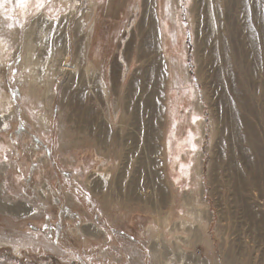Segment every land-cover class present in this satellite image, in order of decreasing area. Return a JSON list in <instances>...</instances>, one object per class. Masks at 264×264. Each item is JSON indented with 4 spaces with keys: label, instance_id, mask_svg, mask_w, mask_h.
<instances>
[{
    "label": "rangeland",
    "instance_id": "obj_1",
    "mask_svg": "<svg viewBox=\"0 0 264 264\" xmlns=\"http://www.w3.org/2000/svg\"><path fill=\"white\" fill-rule=\"evenodd\" d=\"M40 2L0 0V88L7 84L14 108L0 129V200L34 210L0 212V264H178L180 251L187 263L198 255L199 264H227L232 254L237 264H264V0L220 2V49L195 0H155L150 9L144 0ZM40 17L47 22L29 32ZM26 31L31 42L38 34L35 100L18 83L14 45ZM210 55L224 69L218 84L208 76ZM92 146L109 155L111 179L125 160L122 194L134 185L142 201H124L115 180L104 197L88 190L98 181ZM66 155L84 159V173ZM43 169L52 201L35 190ZM89 226L94 239L84 234Z\"/></svg>",
    "mask_w": 264,
    "mask_h": 264
},
{
    "label": "bare ground",
    "instance_id": "obj_2",
    "mask_svg": "<svg viewBox=\"0 0 264 264\" xmlns=\"http://www.w3.org/2000/svg\"><path fill=\"white\" fill-rule=\"evenodd\" d=\"M91 1L96 2V0H91ZM144 1H145L144 7L148 8V9L154 7L155 0H144ZM195 1H196V6L194 9V14L197 15L198 20L201 19V16H202L201 14H203V17L205 16L204 20H205L206 27L209 31V34L211 33V35L213 37L212 39L214 40L215 44L219 48V46H221V38H220V34H221L220 32L221 31L218 33L217 30H218V26L221 25V22H220L221 6L220 5L222 3H220V2H222V0H195ZM78 2L79 1H76V3H78ZM178 2H179V0H174V4H172L173 7L175 6V3L178 4ZM137 9H138V11L140 10L138 7H137ZM257 14L259 16V12ZM260 18H262V17H260ZM36 21L37 20L34 21L33 26L30 28V30L28 28L29 32L31 30L35 31L38 28H40V26L43 25L41 22H43V23L47 22L44 17H40L38 19V22H36ZM200 24H201V22H200ZM133 25H134V23L132 22L130 24L129 29H128L127 36L122 40L123 46L125 45L126 41L128 40L129 35L132 32ZM27 31L24 34L25 37L23 38V44L19 45L18 42H21V41H17V39L15 41V45H14L15 52H16L15 58H16V60L20 59V62H22L20 64V73H19L20 77L18 79V83H20V86L24 90V92H25L24 94L26 95V97L28 96L30 100H35V99H38V97L36 95V91L33 88V84L35 83V80L38 76V65L39 66L41 65V60H39L37 58L38 52L36 51V41L38 38V34L35 35L34 42H31V35H29L30 33H28ZM208 31H206V32H208ZM38 33H39V31H38ZM92 33H93V29L91 27V30L89 31V36H87V41H86L87 47H88V44L91 40L90 37L92 36ZM206 36H208V34ZM65 38L66 37H64V40L66 41ZM222 40H223V38H222ZM14 48L12 47L13 50H14ZM141 48H142L141 49L142 53L140 56L143 58V57L147 56L149 48H151V46H149V43H146V41H144ZM218 48H217V50H218ZM122 49H123V47H122ZM217 50H216V48L212 49V51H211L212 53H210V54L215 56V54L219 51V50L218 51ZM221 51H222V49H221ZM125 53H126V50H125ZM2 54H3L2 51H0V57L2 56ZM11 59H12V57H11ZM124 59H125V54L123 52L119 53L118 62L123 63ZM208 61H209V65H210L209 66L210 69L208 70V76H209V78L213 79L214 82H216L218 84L217 79H218V77H220L219 76L220 74L224 73L223 72L224 69L221 70L222 71L221 73H220V70H216L214 58L211 55H210ZM127 68L128 67H126V70H128ZM123 77L125 78V76H123ZM121 80H124V79H121ZM145 80H150V78L146 77ZM155 80H156L155 83H153L154 87L155 88L160 87L159 81L157 79H155ZM217 84H216V86H217ZM8 98H9V95H8L7 84H6L5 90L0 88V108L2 109V112L0 113V129L3 125L6 124V122L8 120L12 119V113H10V110H13L14 108L12 107V105H10V103H9L10 100H8ZM52 98H53V95L51 97V100H52ZM51 100H50V104H49L50 106H51V102H52ZM115 111L118 112V116H117L116 120L118 121L120 127H122L124 124V121H125V115L122 112V110L118 107L117 104L115 105ZM42 112H40V113L38 112L39 113V115H38L39 127H41L44 131L47 132L48 128L51 125V123H50L51 121H49V119H48V116H47L48 112L45 110H42ZM198 112H200L202 114V110H201L200 106L198 108ZM202 127L204 128V124L202 125ZM105 137H106V135H104V137H103L104 139L102 138L104 140L103 142H105ZM90 144H92V143H90ZM89 146L91 148V145H89ZM92 148H95V146H92ZM95 150H96V148H95ZM89 151H91V149ZM96 151H98V155H96V157L98 158L97 163L99 165L97 166L98 169H96V167L94 168V175L96 177H98V181L92 183V186H90V184L88 182V185H87L88 190H90L96 196L102 195L104 197L107 194L108 190H110L111 188H115V186H114V180H115L117 183L116 191L118 192L119 195L123 196L124 201H137V202L142 201L144 199L142 197L143 195L140 193H137V191L134 189V185H132L129 190L127 188L128 192L126 191V195L122 194V190H123V185H122L123 182L122 181H123V179L127 178L125 176H126V172L128 169V166L126 165L125 160H124L123 171L120 173V175L117 178L111 179L110 176L112 175V173L110 170L111 167L109 166L111 159L108 157L109 155H103V152L100 149L99 150L97 149ZM33 157H36V155H34ZM67 157H68L67 164L70 167H80L81 172L84 173V170H85L84 159L77 158L76 156H67ZM121 157H122L121 152H118V154L116 155L117 160H121ZM30 161L32 164H34L33 163L34 161L31 158H30ZM39 161L41 164L43 163V165L46 166L48 171H49L47 162L45 160H44V162H42V160L40 158H39ZM5 170H6L5 168H2L0 171L3 173ZM42 171L45 173L44 176L47 178L41 179V186L35 185L36 186L35 188H37L35 190H37L39 197H42L43 200L51 199V201H52L51 196L53 197V192L48 185V182H49L48 179H50V176H49L48 172H45L44 169ZM41 176H42V174H41ZM100 177H102V178H100ZM110 182H112V184H110ZM119 195L116 196L115 199H116V201L119 200L122 202V199L119 197ZM201 201H202V204L204 207V211H202V212H205L206 214H208V207L206 206V208H205L203 195L201 197ZM0 212L1 213H8L10 215H14V216H18V217H23V216L34 214L33 213L34 210L31 209L29 206H27V204L25 202H22L21 204H18L17 206H10L8 203H5L2 200H0ZM155 225L160 227L158 221H156V224H152V226L149 227V230L151 231V235L153 234L152 230L154 229V227H156ZM183 225L186 226V224H184V222L182 223V227L184 228ZM192 227H193V225H192ZM158 230H159V228H158ZM191 231L192 230H190V232ZM155 232L156 231L154 230V233ZM96 233H98V231H96L94 227L89 226L88 228L84 229V234L91 239H94L96 237L95 236ZM195 237L196 238L198 237V235L196 233H195ZM152 250H153L154 255H156L157 248L153 247ZM180 253L184 257V253L182 251H180ZM183 257L179 260L178 264H191V263L199 264L200 262H202V263L204 262L202 259L199 258L198 255H197V257L194 256L192 261H189V263H187L186 258L183 259ZM224 260L227 264H237L238 263L237 260L235 259V256H233L232 254H228L227 256H225Z\"/></svg>",
    "mask_w": 264,
    "mask_h": 264
},
{
    "label": "snow or ice",
    "instance_id": "obj_3",
    "mask_svg": "<svg viewBox=\"0 0 264 264\" xmlns=\"http://www.w3.org/2000/svg\"><path fill=\"white\" fill-rule=\"evenodd\" d=\"M27 2V0H18V3H20L21 5L25 4ZM38 7H43V0H41L40 3L37 4ZM198 119V117L193 119V122H195V120ZM193 151H195V146L193 145Z\"/></svg>",
    "mask_w": 264,
    "mask_h": 264
},
{
    "label": "trees",
    "instance_id": "obj_4",
    "mask_svg": "<svg viewBox=\"0 0 264 264\" xmlns=\"http://www.w3.org/2000/svg\"><path fill=\"white\" fill-rule=\"evenodd\" d=\"M59 224H61V221L59 220Z\"/></svg>",
    "mask_w": 264,
    "mask_h": 264
}]
</instances>
